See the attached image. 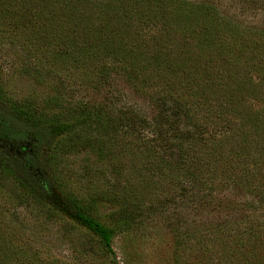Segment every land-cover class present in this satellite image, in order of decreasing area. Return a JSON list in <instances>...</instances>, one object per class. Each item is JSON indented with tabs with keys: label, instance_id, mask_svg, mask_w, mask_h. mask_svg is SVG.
I'll return each mask as SVG.
<instances>
[{
	"label": "trees",
	"instance_id": "trees-1",
	"mask_svg": "<svg viewBox=\"0 0 264 264\" xmlns=\"http://www.w3.org/2000/svg\"><path fill=\"white\" fill-rule=\"evenodd\" d=\"M2 42L39 68L77 70L73 80L105 93L94 102L60 91L13 99L0 81V177L19 188V206L81 224L120 264L112 240L136 228L140 211L207 204L241 187L246 213L218 201L214 210H227L217 219L196 231L175 226L171 261L264 264L263 29L236 27L197 0H0ZM117 81L151 105L149 115ZM83 149L118 160L113 193L61 188L62 159ZM108 192L119 205L105 225L89 210ZM4 210L0 264H66ZM73 252V264L96 261L95 251Z\"/></svg>",
	"mask_w": 264,
	"mask_h": 264
},
{
	"label": "rangeland",
	"instance_id": "rangeland-1",
	"mask_svg": "<svg viewBox=\"0 0 264 264\" xmlns=\"http://www.w3.org/2000/svg\"><path fill=\"white\" fill-rule=\"evenodd\" d=\"M197 1L212 3L219 15L236 27L264 30V0ZM52 66H34L32 59H26V54L20 47L6 42L0 43V81L10 98L41 101L47 95L60 91L65 99L84 102L103 99L105 93L102 90H95L78 80H73L80 75L77 70L69 67L70 71H65ZM118 87L125 88V96L129 94L130 100L137 101L143 112L150 114L152 107L148 102L137 98L122 81H117ZM117 161L87 149L68 154L57 169L60 186L67 193L77 197H85L90 192L101 195L100 192L109 190L113 193L118 181L116 171L120 163ZM19 191L12 181L0 177V207L5 209L3 217L22 225L27 233L43 244L50 256L59 258L66 264H73V250L86 248L96 252V263L88 257L79 264L113 262L112 255L104 250L97 234L67 217L52 215L47 211L39 212L32 206H19V203L12 199V195ZM111 193H107V199L98 196L89 210L93 217L105 225L112 222L110 215L119 205ZM208 194L210 191L204 195ZM212 194L207 204L198 200L187 205L168 204L167 208L155 207L151 212L147 209L140 211L136 228L130 233L119 234L112 240L116 260L120 264H173L172 231L175 226L180 231H185L186 227L196 231V228L209 220L220 217L228 202L238 204L237 210L242 214L246 213L244 201L249 196L241 187L230 186L227 190H218ZM218 201L224 204V207L217 206L214 210L212 206ZM239 212H234V216L239 217Z\"/></svg>",
	"mask_w": 264,
	"mask_h": 264
}]
</instances>
